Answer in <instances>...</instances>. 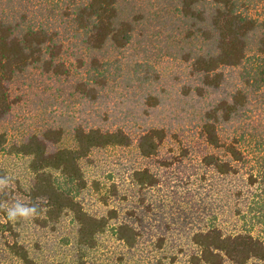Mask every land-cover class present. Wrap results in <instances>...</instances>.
Instances as JSON below:
<instances>
[{
  "label": "trees",
  "instance_id": "obj_1",
  "mask_svg": "<svg viewBox=\"0 0 264 264\" xmlns=\"http://www.w3.org/2000/svg\"><path fill=\"white\" fill-rule=\"evenodd\" d=\"M167 101L189 126L146 122ZM117 147L146 163L87 173ZM108 233L99 264H264V0H0V264H86Z\"/></svg>",
  "mask_w": 264,
  "mask_h": 264
},
{
  "label": "rangeland",
  "instance_id": "obj_2",
  "mask_svg": "<svg viewBox=\"0 0 264 264\" xmlns=\"http://www.w3.org/2000/svg\"><path fill=\"white\" fill-rule=\"evenodd\" d=\"M163 72L165 75L166 79H169V70L168 67L163 68ZM171 82L167 81L166 82V87L167 90H171L173 88L174 90H177V84L176 86H171ZM169 97H167V100ZM168 103L164 104L163 107H159L151 111L150 113L153 112V114L147 115L148 117L145 118L146 122H152L156 123V125H169L170 123H179L180 125H186L189 126L188 119L187 118H182V119H177L173 121L172 118V107L170 101H167ZM121 116V115H120ZM146 117V116H145ZM114 123H119L116 120ZM109 122H112L110 120ZM113 123V122H112ZM129 123H131V120H129ZM114 125V124H113ZM174 125V124H172ZM105 127V125H103ZM231 134V133H230ZM178 142L175 141H167L161 146V152L162 154L168 155L169 153H176L178 150L176 149L178 146L182 147L181 145H186L187 142L196 141L197 135L191 130L186 129V131L183 134H178ZM227 135V133H226ZM198 141V140H197ZM197 141L193 146L194 148H197ZM134 151L131 150V148H109L101 151H96L92 155V161L89 162L90 165H87V173H90L89 175H92V177H100L102 180L106 181H116L121 175L124 174L125 169L128 167L126 166L127 164L130 165L133 161L132 158L134 159L135 163L133 166L138 167L146 163V159H143L141 157L135 156L133 154ZM196 157H197V153ZM194 154V155H195ZM193 155V154H192ZM189 167V165H187ZM186 167V168H187ZM125 168V169H124ZM82 200L83 203L86 204V206H89L90 210L95 211L96 213H100L105 209V207L98 203L97 200L93 197V194L90 192H83L82 195ZM20 201H22V198H20ZM64 228V227H62ZM64 230V232H62ZM67 229H62L56 232H49V233H44L42 235L41 233L38 232V234H41V240H42V248L44 251V254L48 258H59L64 255V252H66V247H65V241H62L61 236H63L64 233H66ZM24 236H31V234H24ZM105 243V247H102V249H99L95 252V254H91L88 258V263L86 264H99L104 260H106V257L109 255L112 256L114 253L117 254L119 251L122 249V246L113 239L112 235L108 233L106 237L103 239ZM44 245V246H43ZM106 250V251H105Z\"/></svg>",
  "mask_w": 264,
  "mask_h": 264
},
{
  "label": "clouds",
  "instance_id": "obj_3",
  "mask_svg": "<svg viewBox=\"0 0 264 264\" xmlns=\"http://www.w3.org/2000/svg\"><path fill=\"white\" fill-rule=\"evenodd\" d=\"M27 213L19 210V205H17V211L15 213L9 212L8 219L15 220L17 217H24Z\"/></svg>",
  "mask_w": 264,
  "mask_h": 264
}]
</instances>
